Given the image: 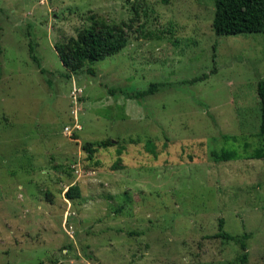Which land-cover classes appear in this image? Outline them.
<instances>
[{"label":"rangeland","instance_id":"obj_1","mask_svg":"<svg viewBox=\"0 0 264 264\" xmlns=\"http://www.w3.org/2000/svg\"><path fill=\"white\" fill-rule=\"evenodd\" d=\"M143 1L0 0V264H264V32ZM94 19L127 43L68 77L54 46Z\"/></svg>","mask_w":264,"mask_h":264},{"label":"trees","instance_id":"obj_2","mask_svg":"<svg viewBox=\"0 0 264 264\" xmlns=\"http://www.w3.org/2000/svg\"><path fill=\"white\" fill-rule=\"evenodd\" d=\"M214 12L211 19V27L216 35H235L240 33L264 32V0H213ZM135 12H139L143 17H148L147 6L145 1L136 0L133 3ZM163 33V31H161ZM149 35V34H147ZM127 43V38L120 31H114L103 21L94 19L92 23L78 31L76 36L69 37L64 42L55 44V50L65 69L68 71L67 76L84 69L90 74L95 73L93 63L104 59L119 52ZM32 50V47H31ZM34 61L37 58L32 55ZM206 75L193 78L191 81H197ZM157 89L156 83H151L147 89L137 91L129 97H140L152 93ZM256 92L259 98L260 106V124L259 134L264 137V78H258L256 82ZM113 145L109 139L99 142H86L83 148L89 153L88 157L92 158L93 153L98 147H108ZM217 160H228L236 155L230 151H223L220 154H214ZM252 158L264 157V152L257 150L252 154ZM79 194V187L70 185L64 192L66 199H73ZM223 219L218 222L219 231L214 234L215 237H221L228 241L238 242L241 247V262L247 258L246 244L240 241L237 236L228 233L222 229ZM35 264H47L39 261Z\"/></svg>","mask_w":264,"mask_h":264},{"label":"built area","instance_id":"obj_3","mask_svg":"<svg viewBox=\"0 0 264 264\" xmlns=\"http://www.w3.org/2000/svg\"><path fill=\"white\" fill-rule=\"evenodd\" d=\"M75 128H79V126L75 125ZM69 130L68 126H67V131Z\"/></svg>","mask_w":264,"mask_h":264},{"label":"crops","instance_id":"obj_4","mask_svg":"<svg viewBox=\"0 0 264 264\" xmlns=\"http://www.w3.org/2000/svg\"><path fill=\"white\" fill-rule=\"evenodd\" d=\"M77 185V184H76Z\"/></svg>","mask_w":264,"mask_h":264}]
</instances>
